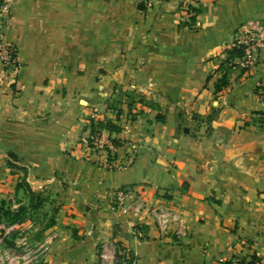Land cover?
Here are the masks:
<instances>
[{"label": "crops", "instance_id": "0c3cea01", "mask_svg": "<svg viewBox=\"0 0 264 264\" xmlns=\"http://www.w3.org/2000/svg\"><path fill=\"white\" fill-rule=\"evenodd\" d=\"M187 1H15L3 36L16 71L0 65V200L28 192L16 189L22 175L48 196L46 264H99L104 237L132 264H264V49L249 67L227 52L242 21L264 19V0H196L189 24ZM103 118L137 147L126 169L80 144ZM117 189L137 198L112 209ZM168 208L187 235L160 231L150 210Z\"/></svg>", "mask_w": 264, "mask_h": 264}, {"label": "built area", "instance_id": "2783aa9c", "mask_svg": "<svg viewBox=\"0 0 264 264\" xmlns=\"http://www.w3.org/2000/svg\"><path fill=\"white\" fill-rule=\"evenodd\" d=\"M16 0H0V65L6 70L16 71L17 48L6 41L3 31L9 24L12 15V8ZM149 4V0H143ZM196 0L186 2L179 8V17L184 23H191L196 15ZM231 48H239L244 51L239 59L244 67L253 66L257 63L259 52L264 49V19L252 18L242 21L235 29L230 42ZM14 77V76H12ZM119 108H111L115 117L120 114ZM108 120L107 118L101 119ZM96 123V122H95ZM80 144L88 155L99 157V163L109 169H126L134 161L137 147L132 142L118 143L112 136V131L105 125H92L89 133L81 138ZM126 145L125 155L118 156V150ZM112 209L126 208L128 197L137 198L135 191L131 189H117L112 193ZM136 211L145 208L143 202L134 207ZM150 212L157 221L160 231L173 232L177 236L187 235L184 225L180 222L176 228L172 225L178 215L171 209H151ZM17 226L14 223L10 226L0 224V264H46L48 253L47 241L30 243L26 240L16 241L15 245H7V239L11 231ZM133 255L129 250L122 249L115 241L104 237L98 246L99 264H132ZM228 264H250L240 258L232 259ZM258 264V263H254Z\"/></svg>", "mask_w": 264, "mask_h": 264}, {"label": "rangeland", "instance_id": "374dc122", "mask_svg": "<svg viewBox=\"0 0 264 264\" xmlns=\"http://www.w3.org/2000/svg\"><path fill=\"white\" fill-rule=\"evenodd\" d=\"M22 177L25 183V175ZM20 197L14 196L7 204L11 211L10 218L0 216V224L10 226L17 223V226L9 234L7 245H15L16 241L21 242L23 240L30 243L39 242L42 239L45 223L47 225L50 222V217L46 218L48 210L44 208L49 202L48 196L29 189L25 195ZM52 210L49 211V214H52Z\"/></svg>", "mask_w": 264, "mask_h": 264}, {"label": "trees", "instance_id": "16d2710c", "mask_svg": "<svg viewBox=\"0 0 264 264\" xmlns=\"http://www.w3.org/2000/svg\"><path fill=\"white\" fill-rule=\"evenodd\" d=\"M194 11H196V14L198 13L199 9L198 8H194L193 9ZM195 16L192 17L191 19V22L193 23L195 21ZM228 54L234 58H239V57H242L243 54H244V51L242 49H239V48H231V49H228L227 50ZM226 82V81H224ZM110 107H116L115 105H109ZM118 111H120V109H118ZM92 125H98V126H101V125H105L106 127H108L111 131H120L121 130V126L113 123L110 119L106 120V121H102V120H97L96 123L94 120H92ZM28 188V190H27ZM17 191L19 190H23L24 192L26 191H29V187L24 183L20 182L17 186ZM7 204H9V201H6V200H0V216L2 217H6V218H10V215H11V211L9 209V207H7ZM250 264H253V262H250Z\"/></svg>", "mask_w": 264, "mask_h": 264}, {"label": "water", "instance_id": "95a60500", "mask_svg": "<svg viewBox=\"0 0 264 264\" xmlns=\"http://www.w3.org/2000/svg\"><path fill=\"white\" fill-rule=\"evenodd\" d=\"M111 224L113 225V228L115 229V230H117V231H122V228L119 226V225H117V221L115 220V219H113L112 221H111Z\"/></svg>", "mask_w": 264, "mask_h": 264}]
</instances>
